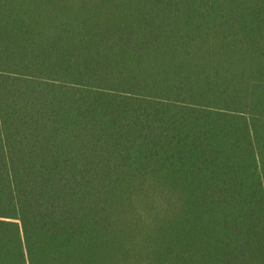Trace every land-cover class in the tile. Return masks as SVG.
<instances>
[{
    "label": "trees",
    "instance_id": "trees-1",
    "mask_svg": "<svg viewBox=\"0 0 264 264\" xmlns=\"http://www.w3.org/2000/svg\"><path fill=\"white\" fill-rule=\"evenodd\" d=\"M0 264H264V0H0Z\"/></svg>",
    "mask_w": 264,
    "mask_h": 264
}]
</instances>
